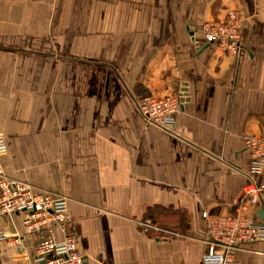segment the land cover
I'll list each match as a JSON object with an SVG mask.
<instances>
[{
  "label": "crops",
  "instance_id": "1",
  "mask_svg": "<svg viewBox=\"0 0 264 264\" xmlns=\"http://www.w3.org/2000/svg\"><path fill=\"white\" fill-rule=\"evenodd\" d=\"M232 9L242 48L218 56L204 26ZM180 91L173 129L146 122L143 97ZM0 134V172L68 198L87 264H199L203 212H236L245 136L264 135V0H0ZM249 214L264 223V193ZM0 228L21 236L0 241V264L50 236L21 214ZM238 259L264 264V240Z\"/></svg>",
  "mask_w": 264,
  "mask_h": 264
},
{
  "label": "built area",
  "instance_id": "2",
  "mask_svg": "<svg viewBox=\"0 0 264 264\" xmlns=\"http://www.w3.org/2000/svg\"><path fill=\"white\" fill-rule=\"evenodd\" d=\"M242 25L243 16L234 9L229 10L224 19L205 24L206 40L214 46L218 56L239 54ZM181 92L165 97L153 94L143 97L139 101V109L146 122L163 129H173L183 104ZM245 143L252 162L244 197L234 214L213 217L207 211L203 212L207 249L199 264H240L239 251L251 242L264 240V223L255 222L249 214L250 206L256 204L264 193V135L248 134ZM7 151L5 137L0 134V160ZM0 189V216L21 214L29 230L45 229L50 234L39 243L33 256L29 257L26 252L17 254L24 258L22 264H87L79 250L77 233L68 228L70 215L66 196L37 189L1 172ZM141 225L146 230H161L152 220L142 221ZM57 228L64 234L60 241L54 237ZM20 237L19 233L10 235L0 228V241L11 238L18 243Z\"/></svg>",
  "mask_w": 264,
  "mask_h": 264
},
{
  "label": "water",
  "instance_id": "3",
  "mask_svg": "<svg viewBox=\"0 0 264 264\" xmlns=\"http://www.w3.org/2000/svg\"><path fill=\"white\" fill-rule=\"evenodd\" d=\"M181 95H182V102H184L185 100V96H186V93L184 91L181 92Z\"/></svg>",
  "mask_w": 264,
  "mask_h": 264
},
{
  "label": "rangeland",
  "instance_id": "4",
  "mask_svg": "<svg viewBox=\"0 0 264 264\" xmlns=\"http://www.w3.org/2000/svg\"><path fill=\"white\" fill-rule=\"evenodd\" d=\"M153 223H157V222L153 221Z\"/></svg>",
  "mask_w": 264,
  "mask_h": 264
}]
</instances>
